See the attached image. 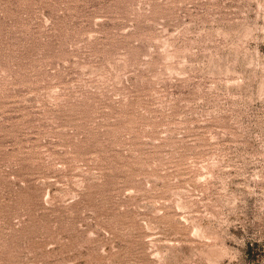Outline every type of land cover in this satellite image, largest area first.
<instances>
[{"label":"rangeland","instance_id":"374dc122","mask_svg":"<svg viewBox=\"0 0 264 264\" xmlns=\"http://www.w3.org/2000/svg\"><path fill=\"white\" fill-rule=\"evenodd\" d=\"M0 264H264V0H0Z\"/></svg>","mask_w":264,"mask_h":264}]
</instances>
